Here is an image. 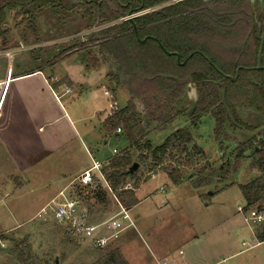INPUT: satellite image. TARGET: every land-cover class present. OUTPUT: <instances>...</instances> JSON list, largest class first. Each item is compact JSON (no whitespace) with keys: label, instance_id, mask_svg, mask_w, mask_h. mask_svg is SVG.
I'll return each instance as SVG.
<instances>
[{"label":"trees","instance_id":"16d2710c","mask_svg":"<svg viewBox=\"0 0 264 264\" xmlns=\"http://www.w3.org/2000/svg\"><path fill=\"white\" fill-rule=\"evenodd\" d=\"M65 1L71 7L85 8L88 29L95 23L121 18L91 34L98 55L87 51V67L107 63L112 91L123 87L129 94L126 105L103 122L106 133L119 129L128 145L100 169L109 192L125 209L138 203L134 192L141 181L136 175L138 170L128 171L133 162L149 161V168L170 162L163 172L178 185L183 179L180 167L190 162V152L204 157L191 132L204 115L213 119V137L221 143L235 140V133L240 131L238 125L252 128L245 122L244 114L254 112L264 117V42L262 67L256 69L264 15L249 0H0V50L8 48L11 40L9 14L23 26L21 42L28 44L27 33L38 42L40 12L64 6ZM129 12L142 13L127 19ZM13 26L17 27V22ZM81 45L79 49L93 47ZM236 73L234 81L225 76L234 77ZM186 78L196 88L193 103L186 96L187 83L177 81ZM135 101L141 104L143 112H137ZM188 101L194 106L191 111ZM179 121L188 125L176 128L161 144L154 146L147 137L155 127L159 130ZM152 124L154 128H150ZM248 147L238 143L217 168L205 161L191 183L199 196L207 195L200 191L212 181L207 169L214 172L215 182L220 183L250 158V167L257 176L239 185L245 202L243 211L264 213V143L256 153L246 155ZM128 184L131 187L127 188ZM71 194L79 204L86 202L88 208L91 199L94 204L107 203V194L97 182L90 186L78 184ZM255 238L264 241V221L255 227ZM90 264L129 263L120 249L113 247L105 249Z\"/></svg>","mask_w":264,"mask_h":264},{"label":"rangeland","instance_id":"374dc122","mask_svg":"<svg viewBox=\"0 0 264 264\" xmlns=\"http://www.w3.org/2000/svg\"><path fill=\"white\" fill-rule=\"evenodd\" d=\"M10 16L9 14L7 21L11 27V40L6 49H12L20 43L23 48L26 45L35 47L21 49L19 51L21 53L14 55L12 59L1 55L0 76L2 77L10 65L19 71L31 70L39 65L41 59L44 62L52 61V66L48 67L44 64L48 74L53 67L55 75L67 74L76 79H81L79 74L83 75V79L89 76L86 81L89 83L88 87L87 89L84 87L86 90H83L84 93L80 95L77 104L81 106L83 113H87L89 105L93 102H101L99 107L105 110L99 121L105 120L108 100L103 96V90L110 87L108 77L105 75V71L108 70L105 64L98 69L103 76L101 82L98 81L97 70L85 67L87 51L90 49L97 57L98 48L93 46L96 40L91 34L120 21L121 18L101 24L95 23L88 29L89 19L85 8L71 7L65 1L64 6L48 8L40 12L37 36L39 44H35V38L29 33L26 35L28 44H25L20 41L24 35L22 24L18 23L19 19L13 21ZM16 22L17 27L13 26ZM81 43L86 47H93L78 49L59 61L61 54L81 48L78 46ZM53 59L57 61L54 63ZM75 88L78 90V87ZM194 88L192 83L186 86V96L192 103L195 101L192 93ZM116 100L120 108L124 107L126 104L124 92H117ZM191 101L187 104L192 106ZM96 122H98L97 117L85 121V125L94 129L100 138L93 151L99 149L100 152L110 153L113 147L119 150L126 147L125 140L118 141L113 137H105L107 141L105 144L100 125L94 126ZM186 125L188 123L185 121H179L159 130L154 125L155 129L149 132L148 137L156 146L176 128ZM213 126V119L209 115H204L191 132L195 144L202 148L211 161L212 168H217L223 156L212 138ZM81 138L83 140V137ZM78 142L69 145L62 153L58 150V153L34 166L33 179L29 177L26 186L18 190L21 191V195L15 194L13 189L15 185L18 186L19 181L23 183L25 177L11 170L9 159L0 154V264H54L56 258L59 264H90L105 249L119 246L117 240L108 246L97 248L87 238L76 234L68 224L57 223L51 213L45 218L36 214V209L41 205L40 200L47 196L49 198L63 187L65 181H60L63 173L66 171L72 173L83 162L92 164L84 147L80 141ZM2 150L3 148L0 147V153H3ZM190 153L192 158L190 162L180 167L184 181L178 185H174L167 175L162 174L170 162L166 161L161 166L149 168V161L141 163L137 157L134 158L141 164L137 168L136 175L143 184L136 193L140 204L132 208L138 225L137 231L127 238L126 244L133 247L134 256V259L129 258V262L132 264H264V241L258 243L256 239H252V233L260 223L248 224L247 214L238 210V207L243 208L245 205L239 185L251 181L257 173L251 169L249 161L245 160L235 172L230 174L228 180L219 183L215 182L214 172L207 169L205 172H210L212 181L208 187L200 191L207 195L199 196L191 183L198 177L205 158L194 152ZM5 156L8 157L7 154ZM224 157L227 158V154ZM152 169H155L153 173L157 174L156 176L151 175ZM75 184L77 183L66 190V195H72V190L77 186ZM126 187L131 186L128 184ZM106 194V204H94L91 199L89 201L91 207L88 208L86 202H80L81 208L85 211L87 224L103 223L119 212L114 196L110 192ZM125 248L127 249V246ZM179 250L182 253L179 254ZM130 254L131 252L127 253L128 257ZM163 256L167 260L162 258Z\"/></svg>","mask_w":264,"mask_h":264},{"label":"crops","instance_id":"0c3cea01","mask_svg":"<svg viewBox=\"0 0 264 264\" xmlns=\"http://www.w3.org/2000/svg\"><path fill=\"white\" fill-rule=\"evenodd\" d=\"M35 44H39V42H35ZM29 46L26 45L23 50L35 47ZM12 49L14 50L13 56L21 53L19 52L21 49H19L17 45ZM78 49L79 48H76L73 51L70 50L61 54L62 57L60 56L59 61L60 59L70 56ZM56 61L57 59L54 60V63ZM39 62V65L37 64L35 68L25 71L16 70L12 67V65H10L9 68L11 69V74L7 81L5 77L6 72H4L2 77L0 76L1 80L6 81L2 86H0V147L3 148L6 153L3 150L2 152L5 155L7 154L8 157H6L3 153L0 154H2L6 159H9L12 166L9 167L11 170L18 172L21 176L23 175L25 177L24 182L22 183L19 181L18 186L15 185L16 187L14 186L13 189L15 194L19 193L20 195L21 191L18 192V190L26 186L29 177L31 179L34 177V166L42 162L44 159L58 153V150H60L62 153L72 143L76 144L78 141H80L90 162H92V164L93 161L98 162L101 166L104 165L110 157L120 153L123 148L119 150L113 147L110 153L100 152L99 149L97 151H93L100 138L94 129H91L85 125V121L87 119L97 117L98 122H96L94 126L99 127L100 125L104 133L102 138L105 144L107 143L105 137H113L118 141L122 139L125 140L120 130L111 133H106L104 131V120L102 122L99 121V117L101 116L102 112L104 113L105 110H101L99 107L101 102H93L91 105H89L90 107H88L89 110L87 113H83L81 111V106L77 104L80 95L83 94L88 87L89 83L86 81L89 76L87 79H83V75L81 76V74H79L81 79H76L75 77H69L67 74L55 75V70L53 67L49 70L48 74L44 64H46L48 67L52 66V61L44 62V60L41 59ZM104 64L107 67L106 69L109 70L107 63H101L99 67L94 68V70H97V78L100 82L103 76L102 72H98V69H100L102 65L104 66ZM85 67L88 68L87 64ZM107 72L108 71H105L106 76ZM65 77L66 79H64ZM75 87H78V90ZM84 87L86 89H84ZM108 89L112 91L111 87ZM119 91L124 92L127 103L129 94L125 89H123V87H118L112 92L116 96L117 92ZM134 106L137 112H143L142 106L140 108V103L138 101H135ZM154 125L155 124H152L150 128L154 127ZM81 137H83V140ZM127 145L128 144L126 142V147ZM133 154L134 156L132 157L135 158L136 153ZM92 164L83 162V164L78 165L74 171H72V173H70V171L63 173L60 178L61 182L65 181L63 187L56 191L49 198L48 196L46 198H42L40 200L41 205L36 209V214L42 207L47 205L53 198H55L61 190H65V192H67L70 187H73L74 183H77L75 185H78L77 177L82 172L89 169ZM154 170L155 169H152L150 171L152 172V176L157 175L153 173ZM93 173L94 182L99 183L100 187L105 192H109L107 183L101 175L100 170H93ZM162 174H165V172ZM182 181L184 180L182 179ZM142 182L143 181H141L139 187L134 190L136 197L137 191L143 184ZM137 199L138 203L128 209L132 226L124 230L118 238L110 240L106 245L108 246L110 243L119 240V246L115 247L120 249L121 253L129 264H132L129 262V258L134 259L132 253L133 247L131 245H127L126 243L127 238L131 237L134 231H137L136 226L138 225V220L132 213V208L140 204L138 197ZM78 211L82 213L86 219L85 211L83 208H81L80 204ZM96 234L103 235L106 234V231L99 227L96 231ZM125 246H127V249ZM130 252V257H128L127 253ZM178 253H182L181 250H179ZM162 258L165 259L166 257L163 256ZM165 260H167V258Z\"/></svg>","mask_w":264,"mask_h":264},{"label":"built area","instance_id":"2783aa9c","mask_svg":"<svg viewBox=\"0 0 264 264\" xmlns=\"http://www.w3.org/2000/svg\"><path fill=\"white\" fill-rule=\"evenodd\" d=\"M19 49H23L22 44L18 46ZM14 54L13 49L0 50V56L12 59ZM11 74V69L8 67L6 70V81ZM6 81L0 79V86H2ZM104 96L108 100V110L107 117L112 116V114L118 110L119 106L116 100L115 94L110 89H105L103 91ZM119 131V129L117 130ZM115 152V150H114ZM101 165L98 162L93 161L92 166L82 172L78 177L77 181L80 186H90L93 184V170H100ZM119 212L113 217H110L103 223L98 225L87 224L85 222V217L82 213L78 211L79 201L72 197L71 195H66L65 190H61L55 198H53L47 205L42 207L37 215L38 217H46L51 213L54 220L60 224H68L73 231L90 240L92 245L97 248H103L107 243L119 237V235L126 229L132 226V222L128 213V210L121 206L118 202ZM238 210L247 214L246 220L249 222L261 223L264 221V213H257L254 210H249L244 212L243 208L238 207ZM101 227L106 234L97 235V229Z\"/></svg>","mask_w":264,"mask_h":264},{"label":"flooded vegetation","instance_id":"af4514ba","mask_svg":"<svg viewBox=\"0 0 264 264\" xmlns=\"http://www.w3.org/2000/svg\"><path fill=\"white\" fill-rule=\"evenodd\" d=\"M250 4L255 9H257L260 12V14L264 15V0H262L261 2H259L258 0H255L253 3H250ZM192 107H193V105H192ZM192 107L189 108L190 111H191V109H193ZM260 119H264V117L259 116V115H257V113H254V112H248L247 114H244V120L247 123V125L252 127L250 130H247L244 126L238 125V126H240V131L235 133V140L223 142V143L214 140L215 143L219 146V149L221 150L222 156H223L221 158V160L219 161L218 165L228 158L231 151L236 147V145L238 143H243L244 146H249L248 149L245 150L246 155H249L253 152L256 153V151H258V149L264 143V128L262 127L264 125V123ZM250 132H253V133H250ZM212 138L214 139L213 129H212ZM203 153H204V151H203ZM226 154H227V158L224 157ZM204 157H205V161H207L211 164V161L207 158L205 153H204ZM245 160H248L249 164H250V158H247ZM252 237H253V239H256L255 238V229H254V232L252 234ZM257 242L260 243L259 241H257Z\"/></svg>","mask_w":264,"mask_h":264},{"label":"water","instance_id":"95a60500","mask_svg":"<svg viewBox=\"0 0 264 264\" xmlns=\"http://www.w3.org/2000/svg\"><path fill=\"white\" fill-rule=\"evenodd\" d=\"M203 1H205V2H207V1H212V0H203ZM255 0H250V3H253ZM259 2H261L262 0H258ZM74 2V1H73ZM133 16H132V12H129L128 14H127V16H126V18L127 19H131ZM135 29V28H134ZM143 41V40H142ZM260 41H261V45H260V49H259V54H258V60H257V69H259V68H261V65H260V57H261V53H262V46H263V42H264V32H263V34L261 35V37H260ZM190 56H191V54H190ZM177 60H178V56H177ZM185 62V61H184ZM183 62V63H184ZM182 63V64H183ZM227 78H229L230 80H232V81H234L235 79H236V76H237V73H236V75L234 76V77H231V76H229V75H225ZM177 81L179 82V83H187V85L189 86L190 85V83H189V79L188 78H186V79H177ZM195 87V86H194ZM192 93H193V95H194V100H196V89L194 88V89H192ZM223 93H224V89H223ZM188 95V94H187ZM194 107V106H193ZM192 107V108H193ZM226 109H227V112H228V114H229V117L232 119V115H231V113H230V111L228 110V108L226 107ZM263 123H264V119H260ZM263 128H264V125L262 126ZM250 133H253V132H250ZM138 168V163L137 162H133L132 163V165L130 166V168L128 169V171L130 172V173H132V172H134L136 169ZM54 264H59L58 263V259L56 258L55 259V262H54Z\"/></svg>","mask_w":264,"mask_h":264}]
</instances>
